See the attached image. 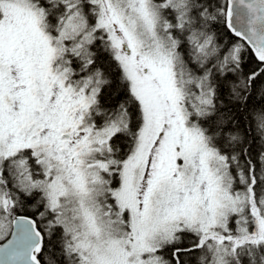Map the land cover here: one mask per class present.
<instances>
[{
  "label": "snow or ice",
  "instance_id": "6c2138e0",
  "mask_svg": "<svg viewBox=\"0 0 264 264\" xmlns=\"http://www.w3.org/2000/svg\"><path fill=\"white\" fill-rule=\"evenodd\" d=\"M0 264H264V0H0Z\"/></svg>",
  "mask_w": 264,
  "mask_h": 264
}]
</instances>
